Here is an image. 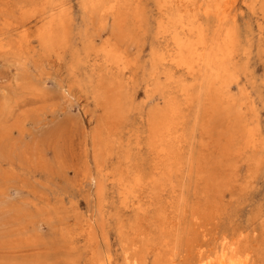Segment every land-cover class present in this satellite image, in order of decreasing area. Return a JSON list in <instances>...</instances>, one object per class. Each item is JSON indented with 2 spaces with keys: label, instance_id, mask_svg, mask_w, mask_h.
<instances>
[{
  "label": "rangeland",
  "instance_id": "rangeland-1",
  "mask_svg": "<svg viewBox=\"0 0 264 264\" xmlns=\"http://www.w3.org/2000/svg\"><path fill=\"white\" fill-rule=\"evenodd\" d=\"M91 1L0 0V264H217L225 248L246 264L264 263V0H228L224 16L215 0H173L167 8L164 0H120L118 14L102 10L112 0L95 9ZM179 15L203 24L210 41L235 31L231 80L216 104L209 72L161 61L175 50L162 33ZM106 42L122 61L105 59ZM172 99L180 138L165 141L171 155L160 157L153 126L167 120ZM250 133L255 143L246 142Z\"/></svg>",
  "mask_w": 264,
  "mask_h": 264
},
{
  "label": "bare ground",
  "instance_id": "bare-ground-1",
  "mask_svg": "<svg viewBox=\"0 0 264 264\" xmlns=\"http://www.w3.org/2000/svg\"><path fill=\"white\" fill-rule=\"evenodd\" d=\"M171 1H173V0H164V2H165V5H164V7L165 8H167L170 4H171ZM234 1V0H233ZM232 0H231V2H233ZM162 2H163V0H162ZM87 3V2H86ZM99 3H100V0H93V1H91L90 2V6L89 7H91V9H95L98 5H99ZM151 4V3H150ZM228 4H229V1L228 0H215L214 2H213V9H214V11H215V13H217V14H219V15H222V16H224L225 14H226V12H227V10H228V8H227V6H228ZM254 5V4H253ZM88 6V5H87ZM119 6H120V0H112L108 5H106V6H103V12H105V13H107V14H109V13H117V11H119ZM233 8V7H232ZM252 9V8H251ZM154 10V9H153ZM231 10V9H230ZM261 10V9H260ZM261 12V11H260ZM78 13V12H77ZM118 14V13H117ZM179 14V13H178ZM78 15V14H77ZM63 16V15H62ZM96 16V15H95ZM124 16V15H123ZM77 17V16H76ZM122 17V16H121ZM264 17V16H263ZM52 17H50V21H49V25H48V28L46 29V33H47V38H45L46 40V43H50L51 41H52V36H53V34H52V30H51V26H52V23H53V18L51 19ZM78 18V17H77ZM124 19H125V17H123ZM104 19V18H103ZM15 20V19H14ZM123 20V19H122ZM172 20V19H171ZM220 20V19H219ZM43 21V20H42ZM62 21V20H61ZM260 21V20H259ZM125 22V21H124ZM201 22V21H200ZM209 22V21H208ZM3 23H4V20H3ZM39 23V22H38ZM42 23V22H41ZM120 23V22H119ZM259 23V22H258ZM25 24V23H24ZM21 25H23V24H21ZM36 26H37V24H35ZM121 25V24H120ZM109 26V25H108ZM123 26V25H122ZM80 27V26H79ZM35 28V27H34ZM103 29H105V28H103ZM263 30V29H262ZM28 31H29V29H28ZM27 31V32H28ZM40 31V30H39ZM48 31V32H47ZM101 31V30H100ZM100 31H99V33H100ZM107 31V30H106ZM146 31H147V29H146ZM149 31V30H148ZM22 32V31H21ZM102 32V31H101ZM164 33H162L163 35H167V34H169L170 35V39L172 40V42H173V44H174V47H175V50H174V52L171 54V55H168V57L166 58L165 56H162L161 57V61H168V62H170V63H172V64H174L175 66H177L178 68H181V69H183V70H185V71H187V72H189V73H191V74H195V73H199V72H202V71H207V72H209L210 74H211V82H209V85H210V87L211 88H209V91H212V93H213V95H218V96H216V97H214L212 94H211V97H210V100L212 99L213 101L215 100L216 102H214L215 104L217 103V101H220L221 99L220 98H226V90H227V88H228V84H229V80H231V79H229V75H230V73H229V69H227V64H228V62L230 61V59H232L233 58V56H234V53H235V44H236V37H235V31H234V29L233 28H230V27H227L226 29H223L222 30V32H221V35L220 34H218V35H220V38H219V40L217 41H210L209 40V38H208V32H207V29H206V27L203 25V24H201V23H198L197 22V20L195 19V18H192V19H189V18H184L182 15H179V17L177 18V19H175L174 21H173V24H171L169 27H165V30L163 31ZM239 32V31H238ZM241 32V31H240ZM108 33V32H107ZM217 33H219V32H217ZM22 34H23V32H22ZM25 34H26V32H25ZM102 34V33H101ZM28 35V34H27ZM134 35V34H133ZM145 36H146V34H144ZM149 35H150V33H149ZM264 35V34H263ZM24 36V35H23ZM262 36V35H261ZM152 37V36H151ZM264 37V36H263ZM138 38H140V36L138 37ZM262 38V37H261ZM26 39H27V37H26ZM128 39V38H127ZM132 39V38H131ZM147 39V38H146ZM243 39V38H242ZM9 40V39H8ZM133 40H134V38H133ZM148 40V39H147ZM151 40V39H150ZM12 41V40H11ZM132 41V40H131ZM135 41V40H134ZM145 41V40H144ZM259 41V40H258ZM9 42H10V40H9ZM8 42V43H9ZM128 42H130V41H128ZM135 43V42H134ZM130 44V43H129ZM132 44V43H131ZM144 44V43H143ZM18 46H19V44H18ZM139 46V45H138ZM129 48V47H128ZM160 48V47H159ZM121 50H123V49H121ZM128 50V49H127ZM133 51V50H132ZM20 54V53H19ZM103 54H104V57H105V59L108 61V62H111V63H119L120 61H122L123 60V55L120 53V51H118L113 45H111L110 43H105L104 44V47H103ZM133 54V53H132ZM142 54V53H141ZM145 55V54H144ZM262 55V54H261ZM134 56V55H133ZM135 57V56H134ZM140 57V56H139ZM147 57V56H146ZM249 57H250V55H249ZM49 58V57H48ZM263 58V57H262ZM46 59V58H45ZM167 59V60H166ZM59 61H60V59H59ZM251 62V61H250ZM42 63H43V61H42ZM147 63V62H146ZM41 64V63H40ZM107 64V63H106ZM29 66V65H28ZM42 66V65H41ZM249 66V65H248ZM80 67V66H79ZM109 67V66H108ZM126 67V65L125 64H123V68H125ZM35 68V67H34ZM36 68H37V66H36ZM83 68V67H82ZM81 68V69H82ZM106 68V67H105ZM29 69H30V67H29ZM111 69V68H110ZM80 70V69H79ZM42 71V70H41ZM110 72V71H109ZM258 72V71H257ZM113 74H114V72H113ZM112 74V75H113ZM105 75V74H104ZM109 76V75H108ZM197 76H198V74H197ZM46 77V76H45ZM94 77V76H93ZM104 77V76H103ZM192 78V77H191ZM109 79V78H108ZM167 79H171V77L170 76H167ZM203 79V78H202ZM87 80V79H86ZM188 80V79H187ZM193 80V79H192ZM191 80V81H192ZM236 80H237V77H236ZM111 81V80H110ZM194 81V80H193ZM192 81V82H193ZM201 81V80H200ZM203 81V80H202ZM210 81V80H209ZM107 82V81H106ZM109 82V81H108ZM107 82V83H108ZM112 82H113V80H112ZM115 82V81H114ZM118 82V81H117ZM185 82V81H184ZM183 82V83H184ZM198 82V81H197ZM120 83V82H119ZM116 85L118 84V83H115ZM122 85V84H121ZM124 85H126V84H124ZM128 85V84H127ZM184 85V84H183ZM186 85V84H185ZM208 85V86H209ZM87 86V85H86ZM107 86H110V84L108 85L107 84ZM113 87V86H112ZM123 87H126V86H123ZM128 87V86H127ZM133 87V86H132ZM199 87V86H198ZM232 87V86H231ZM75 88V87H74ZM119 88V87H118ZM117 88V89H118ZM193 88V87H192ZM129 89V88H128ZM171 89V88H170ZM178 89V88H177ZM110 90V89H109ZM124 90V89H123ZM176 90V89H175ZM134 91V90H133ZM163 91H165V90H163ZM176 91H178V90H176ZM194 91V90H193ZM229 91H231V90H229ZM233 91V90H232ZM247 91V90H246ZM246 91H244V93L246 92ZM199 92V91H198ZM234 92V91H233ZM242 92V91H241ZM99 93V92H98ZM97 93V94H98ZM115 93H116V91H115ZM194 93H195V91H194ZM181 94L183 95V96H185L186 98H188L189 99V88L186 86H184V87H182L181 88ZM231 94V93H230ZM242 95H243V92H242ZM246 95V94H245ZM123 96H124V94H123ZM133 96V95H132ZM175 96H177V95H175ZM174 96V97H175ZM199 96V95H198ZM213 96V97H212ZM239 96V95H238ZM168 97H169V95H168ZM234 97V96H233ZM247 97V96H246ZM245 97V98H246ZM127 98V97H126ZM125 98V99H126ZM132 99V98H131ZM171 99V98H170ZM175 99H176V97H175ZM251 99V98H250ZM152 100V99H151ZM194 100H196V99H194ZM245 100V99H244ZM247 101V100H246ZM129 102V101H128ZM212 102V101H211ZM112 104H113V102H112ZM129 104V103H128ZM211 104H213V103H211ZM145 105V104H144ZM143 105V106H144ZM115 106V105H114ZM215 106V105H214ZM243 106V105H242ZM110 107V106H109ZM185 107V106H184ZM217 108H218V106H216ZM212 108V107H211ZM245 108V107H244ZM183 109V108H182ZM216 109V108H215ZM212 110V109H211ZM242 110V109H241ZM97 111V110H96ZM185 112H187V111H185ZM218 112H220V111H218ZM260 112V111H259ZM178 108L176 107V103H174L173 102V99L170 101V110H169V113H168V118H167V120L166 121H163L162 123H160V124H157V125H155V126H153V133H152V136H153V140L155 139L158 143H157V153H158V155L160 156V157H167L170 153H171V149H170V147H171V145H170V147L169 146H167L164 142L165 141H167V140H170L171 138H177L178 140H179V135H180V133H179V135H175V130L177 131V128H178V124L175 122V119L177 118V116H178ZM208 113V112H207ZM213 113V112H212ZM241 113V112H240ZM206 114V113H205ZM219 114V113H218ZM183 115H185V114H183ZM208 115V114H207ZM206 115V116H207ZM180 116V115H179ZM205 116V115H204ZM205 116V117H206ZM213 116H215L214 114H213ZM212 116V117H213ZM219 117V116H218ZM207 118H209V117H207ZM214 118V117H213ZM240 118V117H239ZM238 118V119H239ZM259 118H260V116H259ZM183 119V118H182ZM185 119V118H184ZM184 119H183V121H184ZM204 120V119H203ZM253 120V119H252ZM259 120H261V119H259ZM210 121H211V116H210ZM205 122V121H204ZM109 123V122H108ZM178 123H179V121H178ZM207 123V122H206ZM205 123V124H206ZM240 123V122H239ZM260 123V122H259ZM98 124V123H97ZM110 124V123H109ZM181 124V123H180ZM182 124H183V122H182ZM208 124V123H207ZM206 124V125H207ZM224 124V123H223ZM112 125H114V123L112 124ZM204 125V124H203ZM209 125V124H208ZM211 125V124H210ZM242 125V124H241ZM151 126V125H150ZM149 126V127H150ZM222 126V125H221ZM250 126V125H249ZM112 127V126H111ZM184 127V126H183ZM199 127V126H198ZM241 127V126H240ZM248 127V126H247ZM181 128H182V125H181ZM180 128V129H181ZM200 128V127H199ZM198 128V129H199ZM208 129H210L209 128V126L207 127ZM204 129V128H203ZM208 129H207V131H208ZM218 129V128H217ZM211 130V129H210ZM202 131V130H201ZM206 131V130H205ZM206 131V132H207ZM231 131V130H230ZM181 132V131H180ZM204 132V131H203ZM221 132V131H220ZM251 132V131H250ZM260 132V131H259ZM196 133V132H195ZM177 134V133H176ZM200 134V133H199ZM206 134V133H205ZM204 134V135H205ZM224 135H226L225 133H223ZM230 134H231V132H230ZM255 134V133H254ZM207 136H209L208 134H206ZM237 135V134H236ZM183 136V135H182ZM182 136H181V138H182ZM215 136V135H214ZM230 137H231V139H232V136L231 135H229ZM261 136V135H260ZM205 137V136H204ZM212 137V136H211ZM263 139V138H262ZM261 139V140H262ZM173 140V139H172ZM181 140V139H180ZM171 141V140H170ZM231 141V140H230ZM228 142V143H231V142ZM233 141V140H232ZM155 142V141H154ZM169 142V141H168ZM192 142V141H191ZM208 142V141H207ZM233 142H235V141H233ZM245 142V141H244ZM247 143H249V144H251V143H255V139H254V137H253V134L252 133H250V135L247 137V141H246ZM156 143V142H155ZM154 143V144H155ZM174 143V142H173ZM225 143H227V140H226V142ZM224 143V144H225ZM227 143V144H228ZM94 144V143H93ZM92 144V145H93ZM175 144H177L176 142H175ZM226 144V145H227ZM263 144H264V142H263ZM180 145H181V143H180ZM189 145H191V144H189ZM194 145H195V143H194ZM222 145V144H221ZM261 145H262V142H261ZM173 146V145H172ZM240 146H241V144H240ZM207 147V146H206ZM254 147H255V145H254ZM260 147H263V146H260ZM88 148V147H87ZM176 148V147H175ZM208 148V147H207ZM177 149V148H176ZM179 149V148H178ZM177 149V150H178ZM230 149V148H229ZM255 149V148H254ZM180 150H181V148H180ZM192 150H194L193 148H192ZM201 150V148L199 149V151ZM228 150V149H227ZM237 150V149H236ZM262 150H263V148H262ZM173 151V150H172ZM175 151V150H174ZM198 151V150H197ZM210 151V150H209ZM208 151V152H209ZM86 152V151H85ZM177 152V151H176ZM185 152V151H184ZM194 152V151H193ZM229 152H231V151H229ZM263 152V151H262ZM173 153V152H172ZM181 153H183V152H181ZM197 153H199V152H197ZM192 154V153H191ZM157 155V154H156ZM171 155V154H170ZM241 155V154H240ZM174 156V155H173ZM178 156V155H177ZM195 156H196V154H195ZM245 156V155H244ZM264 157V156H263ZM170 158V157H169ZM172 158V157H171ZM170 158V159H171ZM190 158H191V155H190ZM258 158V157H257ZM88 159V158H87ZM160 159V158H159ZM196 159V158H195ZM262 159V158H261ZM102 160V159H101ZM158 160V159H157ZM162 160H163V158H162ZM197 160H198V158H197ZM245 160H247V159H245ZM260 160V159H259ZM258 160V161H259ZM161 161V160H160ZM170 162H172V160L170 161ZM251 162H252V160H251ZM167 163V162H166ZM236 163V162H235ZM245 163V162H244ZM257 163V162H256ZM255 163V164H256ZM263 163V162H262ZM101 164V163H100ZM157 164V163H156ZM192 164V163H191ZM191 164H190V166H191ZM229 164V163H228ZM246 164V163H245ZM251 164V163H250ZM253 164V163H252ZM255 164H253L252 166H254ZM195 165H196V163H195ZM194 165V166H195ZM230 165V164H229ZM236 165H238V163H236ZM258 165H259V163H258ZM263 165V164H262ZM161 166V165H160ZM169 166V165H168ZM207 166V165H206ZM251 166V165H250ZM157 167V166H156ZM184 167V166H183ZM199 167H200V165H199ZM241 167V166H240ZM246 167V166H245ZM247 167H249V166H247ZM254 167H257V165L256 166H254ZM261 167V166H260ZM145 168H146V166H145ZM165 168V167H164ZM164 168L162 169V170H164ZM250 168V167H249ZM249 168H247L248 170L246 171L247 173L249 172ZM98 169V168H97ZM168 169V168H167ZM197 170H198V168H196ZM226 169V168H225ZM251 169H253V167L251 168ZM181 170H183V169H181ZM193 170V169H192ZM258 170H259V166H258ZM98 171V170H97ZM100 171V170H99ZM165 171V170H164ZM171 171V170H170ZM154 172V171H153ZM191 172V171H190ZM251 172V171H250ZM261 172V171H260ZM171 173V172H170ZM220 173V172H219ZM253 173H255V172H253ZM258 173V172H257ZM98 174V173H97ZM102 173H100V175H101ZM156 174V173H155ZM154 174V175H155ZM178 173H176V175H177ZM216 174V173H215ZM222 174V173H221ZM103 175V174H102ZM184 175H185V173H184ZM248 175V174H247ZM257 175V174H256ZM90 176V175H89ZM192 176V175H191ZM190 176V177H191ZM223 176V175H222ZM250 176V175H249ZM160 177V176H159ZM184 177V176H183ZM239 177V176H238ZM252 177V176H251ZM170 178H171V176H170ZM256 178V177H255ZM89 179V178H88ZM87 179V180H88ZM93 179V178H92ZM101 179L103 180V178L101 177ZM250 179V178H249ZM94 180V179H93ZM93 180H91V181H93ZM161 180V179H160ZM176 180V179H175ZM137 181H138V179H137ZM137 181H136V184H138L137 183ZM100 182H102L101 180H100ZM99 182V183H100ZM195 182V181H194ZM200 182V181H199ZM224 182H225V179H224ZM248 182V181H247ZM93 183V182H92ZM98 183V182H97ZM160 183V182H159ZM167 183V182H166ZM180 183V182H179ZM240 184H241V182H239ZM170 184H171V182H170ZM190 185H191V183H189ZM216 184V183H215ZM153 185V184H152ZM173 186H174V184H172ZM178 185V184H177ZM223 185V184H222ZM249 185V184H248ZM248 185H247V189H248ZM157 186V185H156ZM163 186H165V185H163ZM197 186V185H196ZM240 186V185H239ZM245 186V185H244ZM243 186V187H244ZM98 187H99V185H98ZM190 187V186H189ZM193 187H194V185H193ZM164 188V187H163ZM184 188V187H183ZM200 188V187H199ZM245 188V189H246ZM99 189V188H98ZM162 189V188H161ZM160 189V190H161ZM180 189V188H179ZM193 189H195V188H193ZM215 189V188H214ZM217 189V188H216ZM218 189H220V188H218ZM223 189H224V187H223ZM230 189H231V187H230ZM163 190V189H162ZM176 190V189H175ZM181 190V189H180ZM149 191V190H148ZM169 191V190H168ZM196 191H197V189H196ZM217 191V190H216ZM242 191H244V190H242ZM114 192V191H113ZM159 192V191H158ZM161 192V191H160ZM159 192V193H160ZM176 192H178V191H176ZM231 192H233V191H231ZM248 192H249V190H248ZM98 193H100V189H99V191H98ZM167 193H169V192H167L166 191V194ZM182 193H184L183 191H182ZM186 193V192H185ZM184 193V194H185ZM195 193V192H194ZM197 193V192H196ZM243 193V192H242ZM97 194V193H96ZM103 194V193H102ZM172 194H173V192H172ZM198 194V193H197ZM217 194V193H216ZM232 194V193H231ZM240 194V193H239ZM98 195V194H97ZM110 195V194H109ZM152 195V194H151ZM161 195V194H160ZM168 195V194H167ZM175 196H176V194H174ZM173 195V196H174ZM181 195V194H180ZM201 195V194H200ZM245 195H246V193H245ZM104 196V195H103ZM157 196V195H156ZM169 196V198H168V200L170 199V195H168ZM186 196H187V194H186ZM185 196V197H186ZM202 196V195H201ZM215 195H213L212 197H214ZM222 196H224V195H222ZM149 197H151V196H149ZM164 197V196H163ZM163 197H162V199H163ZM177 197V196H176ZM176 197H174V198H176ZM184 197V198H185ZM194 197V196H193ZM209 197V196H208ZM238 197V196H237ZM243 197V196H242ZM153 198V197H152ZM179 198V197H178ZM184 198H182V199H184ZM189 198V197H188ZM197 198V197H196ZM199 198H200V196H199ZM215 198V197H214ZM220 198H221V194H220ZM224 198V197H223ZM222 198V199H223ZM240 198V197H239ZM99 199V198H98ZM173 199V198H172ZM190 199H192V198H190ZM153 200V199H152ZM158 199L156 198V200L154 201L155 203H156V201H157ZM160 200V199H159ZM158 200V201H159ZM171 200V199H170ZM189 200V199H188ZM193 200V199H192ZM200 200V199H199ZM205 198H204V202H205ZM210 200V199H209ZM221 200V199H220ZM167 201V200H166ZM173 201V200H172ZM186 201V200H185ZM232 201V200H231ZM236 201V200H235ZM183 202H184V200H183ZM190 202V201H189ZM192 202V201H191ZM194 202V201H193ZM200 202V201H199ZM207 202V201H206ZM221 202H222V200H221ZM237 202V201H236ZM166 203V202H165ZM164 203V204H165ZM169 203V202H168ZM171 203V202H170ZM188 203V202H187ZM186 203V204H187ZM198 203V202H197ZM202 203H203V201H202ZM208 203V202H207ZM216 203V202H215ZM219 203V202H218ZM162 204H163V202H162ZM176 204V202L174 203V205ZM177 204L179 205V203H178V201H177ZM185 204V206L187 207V205ZM196 204V203H195ZM211 204V203H210ZM214 204V203H213ZM201 205V204H200ZM199 205V206H200ZM204 205V204H203ZM203 205H202V208H203ZM222 205V204H221ZM228 205V204H227ZM230 205L231 204H229V207H230ZM44 206V205H43ZM116 206V205H115ZM156 206V205H155ZM165 206V205H164ZM199 206H197L196 205V207H199ZM214 206V205H213ZM218 206V205H217ZM46 207V206H45ZM160 207V206H159ZM179 207V206H178ZM189 207V206H188ZM205 207V206H204ZM208 207V206H207ZM211 207H212V205H211ZM228 207V208H229ZM100 208V207H99ZM154 208V207H153ZM157 208H158V206H157ZM162 208V207H161ZM171 208V210H172V207H170ZM182 208V207H181ZM191 208V207H190ZM217 208V207H216ZM219 208V207H218ZM49 209V208H48ZM198 209V208H197ZM206 209V207L204 208V210ZM220 209H222V208H220ZM166 210H167V208H166ZM165 210V211H166ZM170 210V211H171ZM175 210H176V206H175ZM188 210V209H187ZM194 210V209H193ZM202 210V209H201ZM213 210H214V208H213ZM216 210V209H215ZM214 210V211H215ZM154 211H156L155 209H154ZM173 211H174V209H173ZM172 211V212H173ZM185 211V210H184ZM198 211H199V209H198ZM206 211H208V209L206 210ZM210 211V210H209ZM213 211V212H214ZM223 211V210H222ZM139 212V211H138ZM152 212V211H151ZM157 212V211H156ZM175 212H177V210L175 211ZM188 212V211H187ZM161 213H163L162 211H161ZM191 213V212H190ZM196 213H198V212H196ZM196 213L194 214V215H196ZM203 213V212H202ZM201 212H200V215L202 214ZM208 213V212H207ZM207 213H205L206 215H207ZM211 212H209V214H210ZM215 213V212H214ZM224 213V212H223ZM184 214V213H183ZM189 214V213H188ZM199 214V213H198ZM216 214V213H215ZM222 214V213H221ZM130 215V214H129ZM164 214H162V216H163ZM177 215V214H176ZM202 215H204V214H202ZM205 215V216H206ZM211 215V214H210ZM162 216H159L160 218L162 217ZM215 216V215H214ZM217 216V215H216ZM71 217V216H70ZM154 217H158V216H154ZM171 216H169V218L168 219H171L172 217H173V215H172V217L170 218ZM178 217V216H177ZM188 217V216H187ZM209 217H211V216H209ZM223 217V216H222ZM221 217V218H222ZM94 218V217H93ZM92 218V219H93ZM159 218V219H160ZM174 218V217H173ZM190 218V217H189ZM213 218V217H212ZM211 218V219H212ZM219 218V217H218ZM68 219V218H67ZM156 219V218H155ZM162 219H163V217H162ZM164 219H165V217H164ZM199 219V218H198ZM201 219H202V217H201ZM201 219H199V220H201ZM214 219H215V217H214ZM217 219V218H216ZM225 219V218H224ZM64 220H66L65 218H64ZM112 220V219H111ZM175 220H176V217H175ZM174 220V221H175ZM217 220H219V219H217ZM221 220V219H220ZM137 221V220H136ZM160 221H161V219H160ZM173 221V222H174ZM182 221V220H181ZM187 221H189V220H187ZM198 221V220H197ZM205 221V220H204ZM206 221H207V219H206ZM61 222V221H60ZM163 222V221H162ZM168 222V221H167ZM172 222V223H173ZM177 222V221H176ZM203 222V221H202ZM208 222V221H207ZM153 223V222H152ZM161 223V222H160ZM164 223H165V221H164ZM178 223V222H177ZM176 223V224H177ZM182 223V222H181ZM194 223V222H193ZM199 223H201V222H199ZM210 223V222H209ZM253 223V222H252ZM149 224V223H148ZM155 224V223H154ZM158 225H159V223H157ZM162 224V223H161ZM169 224H170V222H169ZM184 224V223H183ZM204 224V223H203ZM261 224H263V223H261ZM113 225V224H112ZM166 225V224H165ZM175 225V224H174ZM185 225V224H184ZM194 225V224H193ZM37 226V225H36ZM148 226V225H147ZM149 226H150V224H149ZM162 226H163V224H162ZM181 226H182V224H181ZM188 226H190V224L188 225ZM195 226V225H194ZM197 226V225H196ZM203 226V225H202ZM114 227V226H113ZM160 227V226H159ZM166 227H168V226H165V228ZM170 227V226H169ZM192 227V226H191ZM144 228V227H143ZM164 228V227H163ZM170 228H172V227H170ZM174 228V227H173ZM192 228H195V227H192ZM197 228V227H196ZM207 228V227H206ZM206 228H204V230L206 229ZM211 228V227H210ZM110 229V228H109ZM146 229H148V228H146ZM156 230H157V227L155 228ZM159 229V228H158ZM169 230V229H168ZM192 230H194V229H192ZM212 230V229H211ZM88 232H90L91 230L90 229H88L87 230ZM143 231V230H142ZM148 231H149V229H148ZM153 231V230H152ZM151 231V232H152ZM155 231V230H154ZM163 231H164V229H163ZM167 231V230H166ZM172 231V230H171ZM184 231H185V229H184ZM198 231H200V230H198ZM207 231H208V229H207ZM107 232V231H106ZM138 232V231H137ZM140 232V231H139ZM194 232H196L197 233V231H193V233ZM209 232H211V231H209ZM215 232V231H214ZM108 233V232H107ZM144 232H142V234H143ZM149 233V232H148ZM153 233V232H152ZM166 234H167V232H165ZM172 233V232H171ZM195 233V234H196ZM204 233V232H203ZM169 234V233H168ZM167 234V235H168ZM186 234V233H185ZM194 234V235H195ZM205 234H207V233H205ZM208 234H210V233H208ZM207 234V235H208ZM212 234V233H211ZM139 235V234H138ZM147 235V234H146ZM157 235V234H156ZM160 235V234H159ZM170 236H171V234H169ZM193 234L191 233V236H192ZM193 235V236H194ZM248 235V234H247ZM251 235V234H250ZM111 236V235H110ZM143 236V235H142ZM148 236H149V234H148ZM155 236V235H154ZM169 236V237H170ZM180 236V235H179ZM188 236H190V235H188ZM198 237H200L199 235H197ZM220 236V235H219ZM109 237V236H108ZM107 237V238H108ZM158 237H160V236H158ZM182 237V236H181ZM98 238V237H97ZM143 238V237H142ZM147 238V237H146ZM150 238H151V236H150ZM154 238V237H153ZM157 238V237H156ZM155 238V239H156ZM174 238H176V236L174 237ZM186 238V237H185ZM195 238V237H194ZM206 238H208L207 236H206ZM216 238V237H215ZM225 238V237H224ZM246 238V237H245ZM114 239V238H113ZM148 239V238H147ZM154 239V240H155ZM161 239H163V238H161ZM184 239V238H183ZM183 239H182V241H183ZM193 239V238H192ZM201 239V238H200ZM200 239H198V240H200ZM205 239V238H204ZM211 239V238H210ZM248 239V238H247ZM38 240V239H37ZM109 240V239H108ZM138 240H139V238H138ZM137 240V238H136V240L135 241H138ZM173 240V239H172ZM186 240V239H185ZM198 240H197V242H198ZM203 240V239H202ZM207 240V239H206ZM251 240V239H250ZM123 241V240H122ZM166 241V240H165ZM169 241H171V239L169 240L168 239V242ZM175 241V240H174ZM181 241V242H182ZM187 241V240H186ZM191 241V240H190ZM192 241H194V240H192ZM211 241V240H210ZM219 241V240H218ZM120 242V241H119ZM167 242V245H169V243ZM176 242V241H175ZM178 242V241H177ZM214 242V241H213ZM125 243V242H124ZM141 243H142V241H141ZM140 243V244H141ZM183 243V242H182ZM199 243V242H198ZM219 243V242H218ZM227 243V242H226ZM241 244L240 242H237V244ZM40 244V243H39ZM112 244V243H111ZM121 244V243H120ZM119 244V246H121ZM174 244V243H173ZM200 244V243H199ZM209 244V243H208ZM214 244V243H213ZM225 244V243H224ZM117 245V244H116ZM125 245V244H124ZM137 246H138V244H136ZM171 245V244H170ZM175 245V244H174ZM206 245H207V243H206ZM211 245V244H210ZM101 246V245H100ZM111 246V245H110ZM137 246H136V248H137ZM140 246H142V245H140ZM155 246H156V244H155ZM180 246V245H179ZM197 246H198V244H197ZM216 247L218 246V245H215ZM222 247H223V245H221ZM239 246H242V245H239ZM169 247V246H168ZM173 247V246H172ZM191 247V246H190ZM189 247V250L191 249ZM196 247V246H195ZM194 247V248H195ZM204 247V246H203ZM209 247V246H208ZM224 247H226V246H224ZM228 247V246H227ZM260 247H262V246H260ZM79 248V247H78ZM82 248V247H81ZM103 248V247H102ZM122 248V247H121ZM150 248V247H149ZM156 248V247H155ZM174 248V247H173ZM172 248V249H173ZM179 248H181V247H179ZM186 248V247H185ZM188 248V247H187ZM194 248L192 249V252H193V250H194ZM218 248V247H217ZM221 248V247H220ZM236 249H237V247H235ZM240 247H238V249H239ZM263 248V247H262ZM113 249V248H112ZM122 249H124V247L122 248ZM134 249V248H133ZM139 249V248H138ZM140 249H143V248H140ZM152 249V248H151ZM157 249V248H156ZM172 249H169V250H172ZM183 249V248H182ZM197 249H198V247H197ZM207 249V248H206ZM226 249V248H225ZM224 249V252L226 251ZM230 249H232V248H230ZM229 249V250H230ZM125 250V249H124ZM178 250V249H177ZM204 250V249H203ZM209 250V249H208ZM208 250H207V252H208ZM210 250H211V248H210ZM221 250V249H220ZM234 251H235V249H233ZM80 251H82V249L80 250ZM129 251V250H128ZM149 251V250H148ZM165 251V250H164ZM167 251V250H166ZM174 251H175V249H174ZM184 251V250H183ZM216 251H218V250H216ZM228 251V250H227ZM264 251V250H263ZM123 252V251H122ZM138 252H139V250H138ZM156 252V251H155ZM158 252V251H157ZM171 252V251H170ZM176 252V251H175ZM191 252V251H190ZM198 252V251H197ZM199 252H201V251H199ZM203 252V251H202ZM223 251H220V253H218L217 254V256L215 255V258H216V263L217 264H246V263H244V261H246V259H241L240 258V256L239 255H236L235 253L233 254V253H229V254H227V253H224ZM229 252H231V251H229ZM233 252V251H232ZM240 253H241V251H239ZM249 252V251H248ZM81 253V252H80ZM79 253V254H80ZM125 253V252H124ZM136 253V252H135ZM148 253V252H147ZM217 253V252H216ZM141 254V253H140ZM169 254V253H168ZM167 254V255H168ZM188 254V253H187ZM198 254V253H197ZM209 254H210V252H209ZM247 254V253H246ZM260 254V253H259ZM67 255V254H66ZM82 255V254H81ZM136 255V254H135ZM142 255H143V253H142ZM152 255V254H151ZM167 255H166V257H167ZM171 255V254H170ZM173 255V254H172ZM172 255H171V257H172ZM185 255V254H184ZM191 255V254H190ZM205 255V254H204ZM208 255V254H207ZM242 255V254H241ZM245 255V254H244ZM63 256V255H62ZM83 256V255H82ZM125 256V255H124ZM123 256V257H124ZM127 256V255H126ZM141 256V255H140ZM157 256V255H156ZM198 256V255H197ZM211 256V255H210ZM246 256V255H245ZM245 256H244V258H245ZM261 256V255H260ZM68 257H69V255H68ZM80 257V256H79ZM110 257V256H109ZM108 257V258H109ZM113 257V256H112ZM122 257V258H123ZM142 257V256H141ZM141 257H140V259H141ZM247 257V256H246ZM108 258H107V260H108ZM126 258V257H125ZM137 257H135V259H136ZM139 258V257H138ZM160 258V257H159ZM158 258V259H159ZM183 258H184V256H183ZM211 258V257H210ZM69 259V258H68ZM80 259V258H79ZM127 259V258H126ZM151 259V258H150ZM165 259V258H164ZM167 259V258H166ZM179 259V258H178ZM214 259V258H213ZM212 259V260H213ZM251 259V258H250ZM263 259H264V256H263ZM65 260V259H64ZM67 260V259H66ZM70 260V259H69ZM110 260V259H109ZM152 260H153V258H152ZM182 260H184V259H182ZM209 260V259H208ZM211 260V261H212ZM77 261V260H76ZM110 261H112V260H110ZM128 261V260H127ZM142 261H143V259H142ZM200 261V260H199ZM132 262V261H131ZM136 262V261H135ZM135 262H132V264H136ZM139 262H141V261H139ZM163 262V261H162ZM182 262V261H181ZM185 262V261H184ZM186 262H188V260L186 261ZM198 262V261H197ZM215 262V261H214ZM67 263V262H66ZM65 263V264H66ZM107 263H109V262H107ZM128 263H129V261H128ZM196 263V262H195ZM202 263V262H201ZM260 263V262H259ZM262 263V262H261ZM78 264H80L79 262H78ZM112 264V263H111ZM161 264V263H160ZM168 264V263H167ZM175 264H176V261H175ZM189 264V263H188ZM206 264V263H205ZM249 264H251V262H249ZM262 264H264V263H262Z\"/></svg>",
  "mask_w": 264,
  "mask_h": 264
}]
</instances>
